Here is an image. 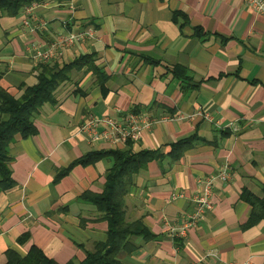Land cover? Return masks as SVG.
Wrapping results in <instances>:
<instances>
[{"label": "crops", "instance_id": "crops-1", "mask_svg": "<svg viewBox=\"0 0 264 264\" xmlns=\"http://www.w3.org/2000/svg\"><path fill=\"white\" fill-rule=\"evenodd\" d=\"M32 4V23L46 27L25 22L29 3L0 17L4 89L20 97L22 85L38 83L34 43L91 28L50 63L94 55L109 78L104 92L97 71L73 69L56 103L36 116L37 134L13 143L16 185L0 189V264L8 251L26 256L33 246L59 264L81 262L107 238L104 212L86 196L104 192L112 150L159 156L134 175L126 197L127 220H142L153 237H133L119 253L124 264H264V218L254 221L257 208L244 197L264 198V15L247 0ZM130 112L155 119L138 141L92 142L81 133L91 116ZM225 170L228 181L213 179ZM208 181L214 209L179 235Z\"/></svg>", "mask_w": 264, "mask_h": 264}, {"label": "trees", "instance_id": "trees-1", "mask_svg": "<svg viewBox=\"0 0 264 264\" xmlns=\"http://www.w3.org/2000/svg\"><path fill=\"white\" fill-rule=\"evenodd\" d=\"M32 1L0 0V17L4 14L17 15L25 4H32ZM85 67L88 70L97 71L105 92V82L109 77L101 74L95 65L94 55H85L74 63L64 66L58 63L39 65L37 68L38 83L34 86L22 85L23 93L20 97L13 96L0 85V111L4 115L3 120L0 121V189H9L16 185L11 167L14 160L11 153L13 143L17 139L29 138L37 134L36 116L46 104L56 103V92L71 79L73 69ZM179 67L187 71L183 66L176 68ZM176 75L181 76L177 72ZM188 140L180 141L175 146L185 145L189 142ZM100 155L105 156L104 153ZM108 155L114 157L115 164L107 175L104 192L86 196V199L91 200L104 212L103 219L109 224L107 238L96 242L93 249L87 251L84 261L71 260L67 264H124L119 258V253L131 245L133 237L142 236L147 239L153 237V233L142 220L133 222L127 220L126 197L133 187L134 175L159 156L155 151L136 153L123 150H112ZM244 194L245 200L257 208L254 221L263 219L264 198L259 199L246 192ZM29 237L30 234L23 235L20 242H26ZM7 259L6 264H59L37 246H33L26 256L10 250L7 252Z\"/></svg>", "mask_w": 264, "mask_h": 264}, {"label": "built area", "instance_id": "built-area-1", "mask_svg": "<svg viewBox=\"0 0 264 264\" xmlns=\"http://www.w3.org/2000/svg\"><path fill=\"white\" fill-rule=\"evenodd\" d=\"M248 5L256 12L264 15V0H247ZM31 4L27 7L28 19L26 23L34 28L46 27L45 21L35 24L32 23V16H34V6ZM94 29L87 31H80L78 33H68L57 38L49 44L34 43L32 51L34 53V60L38 64H46L54 61L60 55L61 50L74 44L77 40L86 39L87 36L92 35ZM153 119L148 113L130 112L124 118H114L111 116H91L87 122L81 127V133L86 135L92 142L105 140L111 143L129 141H138L141 139L145 131L150 130L154 124ZM221 181H228L230 174L227 170L223 171L213 179ZM196 210L185 217L184 224L177 228L178 234L187 236L188 230L198 225L205 219L206 215L214 209V192L213 183L208 181L205 188L195 196ZM247 264V263H245Z\"/></svg>", "mask_w": 264, "mask_h": 264}]
</instances>
